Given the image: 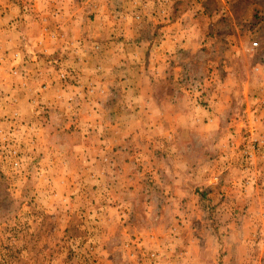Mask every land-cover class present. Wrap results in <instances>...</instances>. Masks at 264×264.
<instances>
[{
    "label": "rangeland",
    "instance_id": "374dc122",
    "mask_svg": "<svg viewBox=\"0 0 264 264\" xmlns=\"http://www.w3.org/2000/svg\"><path fill=\"white\" fill-rule=\"evenodd\" d=\"M35 1L0 0V264H264V181L246 184L244 141L221 151V137L257 132L251 145L264 146V0L180 1L204 4L208 18L189 23L210 44L181 46L163 80L137 44L146 30L122 47L92 20L83 83L77 51L50 42ZM218 100L231 126H194Z\"/></svg>",
    "mask_w": 264,
    "mask_h": 264
},
{
    "label": "crops",
    "instance_id": "0c3cea01",
    "mask_svg": "<svg viewBox=\"0 0 264 264\" xmlns=\"http://www.w3.org/2000/svg\"><path fill=\"white\" fill-rule=\"evenodd\" d=\"M43 1H47V3L50 5V8H41L40 3ZM71 1L73 0H36V8L34 9L35 18H37L36 13L39 14L38 21H36L35 18L34 21L39 26H41L42 30L46 32H54L57 31V29H61V32L64 33L63 35L61 34V40L58 38H52L50 35L56 36L52 32H50L49 35L47 34V37L50 38L49 40L52 44L65 46V49H68V51H71L72 49H75L77 51V65H75V67L78 71H80V73H83V75H80L79 72L77 73V78L79 79V81L81 78L82 83L83 80L85 81L84 68L86 66V64L84 63L85 39L83 38V34L84 31H86V28H88L87 26L91 24L92 20H94V25H97L99 34L102 33V31H104V33L110 32L109 35L111 41H113V43L121 42L122 47H129L130 45L136 46V44H134L131 39H135V33L146 30L148 32V35L144 38L142 34H140V36H137L138 38L141 37V43L138 40L139 43L137 44L139 46H142L143 48H150V61H155L158 64L157 74L159 80L167 79L165 71L167 70L169 63H172V61H176L177 56L175 54L181 46L187 49H192L194 51H201L210 44L207 41L206 33H204L206 27L196 25L195 23L191 22L189 23V21H191L195 16H204V18H208L207 16L209 14L202 2H200L198 7L194 2L193 6L188 7L186 11L180 12L177 9V4L182 0H142L143 5L140 6L141 10L139 9V11H132L133 7L131 5V0H109V3L106 5H103V3L107 2V0H94L92 2L91 11L86 7L80 5L79 3L74 4ZM129 8H131V10ZM225 12L226 11H222V14L224 15ZM133 15H137V19L141 22V27L136 28L135 25L131 24L133 23L132 20L135 19L132 18ZM119 16H121V20L118 19ZM47 45H50L49 42H47ZM112 45L110 44V46ZM97 46L101 48L102 44L99 43L97 44ZM49 47L46 46L45 49L48 50V52L53 51L49 50ZM154 52H156V54ZM141 55V52L137 53V56ZM155 56L156 60L154 59ZM81 65L83 66V68ZM59 72L60 74L64 73L62 70H60ZM130 76L131 74L125 76V79L128 80ZM52 77L55 78L54 72H52ZM150 78L151 77H146L145 75H143V85L145 86L149 83V87L145 88H150V85H152V81ZM104 85L105 83H102L98 87V91L102 90V92H104L105 90L106 92V89L103 88ZM51 87L55 90V92H61L62 94V89H60V87L56 85H53ZM225 87L226 89L223 88L222 90L223 93L224 89L228 91L226 85ZM48 88L49 86L47 87V90ZM131 88L132 86L130 87V90ZM66 91L67 90L65 89L63 93H66ZM218 105H220V100H218V102L213 105V108H217ZM215 108L214 111L212 110V113L206 114L208 115V118L206 119L192 118V122L193 124H195L194 126L204 127L205 130L207 129L209 132L213 131V129L215 128H218V126L220 125L231 126V123L229 124V121L226 122L223 119L219 118L217 114H215ZM210 111L211 110H209V112ZM249 124L250 126H260V119H251ZM245 125V122L239 120L238 124H236L235 126L241 127ZM261 125L262 127H264V124ZM258 135L259 133L257 132L256 135L247 138V142H245L246 139L243 140L240 139V137H237V139L232 138L231 140H229V138H227L226 136L221 137V145L224 149L221 150L222 153H225L226 155L228 153V156L229 154H237L238 152H240V154L246 153L252 155L253 159L251 160V163L249 167L246 168V170H242V164H239L238 162L233 168L234 172L239 171L237 166H240V169L243 171L245 177L247 178L246 184L249 185V187H253L257 182V179L258 181H264V146L253 144L252 147L251 145L253 140L261 139L260 137H258ZM210 136L211 135H206L205 137ZM233 141H244L242 143V146L238 148V152L237 150H235L236 148L231 149L229 146ZM261 142H263L264 144V141ZM245 149H256L258 150V152L254 154V152H251V150ZM249 187H247L248 190Z\"/></svg>",
    "mask_w": 264,
    "mask_h": 264
},
{
    "label": "built area",
    "instance_id": "2783aa9c",
    "mask_svg": "<svg viewBox=\"0 0 264 264\" xmlns=\"http://www.w3.org/2000/svg\"><path fill=\"white\" fill-rule=\"evenodd\" d=\"M254 45H255V46H257L258 44H257V43H255ZM64 77H65V75H64V74H62V75H61V78H64Z\"/></svg>",
    "mask_w": 264,
    "mask_h": 264
}]
</instances>
